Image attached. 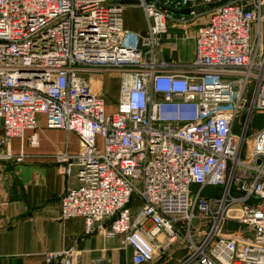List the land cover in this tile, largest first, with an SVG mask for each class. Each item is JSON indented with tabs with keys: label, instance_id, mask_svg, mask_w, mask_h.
<instances>
[{
	"label": "built area",
	"instance_id": "1",
	"mask_svg": "<svg viewBox=\"0 0 264 264\" xmlns=\"http://www.w3.org/2000/svg\"><path fill=\"white\" fill-rule=\"evenodd\" d=\"M120 1L0 0V146L37 129L39 116L76 133L80 152L56 158L77 179L62 218L82 217L86 235L120 238L133 264L154 262L176 242L187 250L184 264H264V127L246 153L243 136H233L239 117L264 113V1L210 11L193 63L174 69L159 58L160 37L190 19L138 0L142 36L125 29ZM105 68L121 73L112 111L85 76ZM2 183L0 171V191ZM208 188L223 194L205 196ZM228 219L245 231L222 234ZM77 255L70 248L46 258L78 264Z\"/></svg>",
	"mask_w": 264,
	"mask_h": 264
},
{
	"label": "crops",
	"instance_id": "2",
	"mask_svg": "<svg viewBox=\"0 0 264 264\" xmlns=\"http://www.w3.org/2000/svg\"><path fill=\"white\" fill-rule=\"evenodd\" d=\"M205 13L201 12L200 16ZM204 19L190 20L192 22L187 24L170 23L167 33L161 36L159 58H163L171 69L193 63L196 35L200 27L198 23ZM124 27L142 36L148 34L147 20L139 6H125ZM256 32L254 25L253 36ZM262 40L264 42V26ZM96 72L90 71L85 76L92 83L101 84L107 103L108 96L114 94V91L104 85H112L117 78L105 75L98 79L99 74ZM119 82L120 89L121 78ZM119 89L114 94L117 102ZM99 91L96 94L98 92L101 96ZM33 135H36L35 144L30 143ZM2 136L0 127V138ZM6 152L15 158L23 155V162L3 159ZM79 152L77 134L48 128L44 116L38 117L37 129L27 131L23 138L9 140L6 146H0V171L3 174L0 191V264H59L49 263L46 255L61 253L70 248L77 250L78 264H133L132 250L123 249L120 238H106L98 230L92 235H86L85 220L82 217L69 220L62 218L63 195L77 185V179L65 176L56 158L60 154L75 156ZM139 205L138 200L132 204L133 207ZM178 249H184V245L178 244Z\"/></svg>",
	"mask_w": 264,
	"mask_h": 264
},
{
	"label": "rangeland",
	"instance_id": "3",
	"mask_svg": "<svg viewBox=\"0 0 264 264\" xmlns=\"http://www.w3.org/2000/svg\"><path fill=\"white\" fill-rule=\"evenodd\" d=\"M248 1H251V0H248ZM188 8H197V7H188ZM143 12H144V10H143ZM211 12H207L201 16H200V13H193V14H199V16L196 19L205 17V19L203 21L202 20L199 21L198 25L200 27L207 22L208 16L211 14ZM193 14H191L189 17H184V18L195 21V19H193L194 18ZM144 15H145V13H144ZM174 16H176V15H174ZM177 17H180V16H177ZM160 41H161V37H160ZM158 52H159V48H158ZM159 54H160V52H159ZM160 56H161V54H160ZM96 71H97L96 73L99 74V76H97L98 79H101V76H105V75H112V76H114V78H117L116 81L113 80L114 83H112V85H110V84L104 85L105 88L111 87L114 91V94H117L118 89H119V83H120L119 80L121 77V73L118 70H115L112 68L97 69ZM92 84L93 85L95 84L93 87L94 92L96 93V91L100 90L101 96L104 97L105 100H107L106 99L107 96H105V94L102 90L101 84L98 85V84H96V82L95 83L93 82ZM97 94H98V92H97ZM114 94L108 96L109 99H108L107 103L109 102L108 108L110 111H112L115 103H117L116 95H114ZM244 126L246 127V131L243 134V127ZM262 127H264V113L263 112H259V111L254 112L249 119L246 118L245 116H241L237 119V121L235 122L234 128H233V136L238 137V138L243 136V141H242L243 152H245V153L247 152V150H248V148L252 142V139L255 137V135H257L259 133V131L262 129ZM222 194H223L222 189L218 190V189H214V188H208L205 192V196H208V197L214 196L215 198H220L222 196ZM230 216H238V215H237V213H234V214H231ZM107 227H109V226H107ZM95 231H97V230H95ZM95 231L92 234H94ZM243 231H245V228L243 227V225L241 223H239L235 219H228L227 221H225V223L222 225V228H221V233L224 235H231V234L240 233ZM178 244H180V243L176 242L173 245L172 249L167 254L161 255L154 262L148 263V264H184L185 259L187 257V250H186V248H184L182 250L178 249Z\"/></svg>",
	"mask_w": 264,
	"mask_h": 264
},
{
	"label": "water",
	"instance_id": "4",
	"mask_svg": "<svg viewBox=\"0 0 264 264\" xmlns=\"http://www.w3.org/2000/svg\"><path fill=\"white\" fill-rule=\"evenodd\" d=\"M232 1L234 0H217L212 4L199 6L197 8L180 7L176 0H170V2H166V0H147V3L155 4L161 10L172 15L189 17L193 13L210 12L216 10ZM119 4L123 6H140V2L138 0H122L119 2Z\"/></svg>",
	"mask_w": 264,
	"mask_h": 264
}]
</instances>
